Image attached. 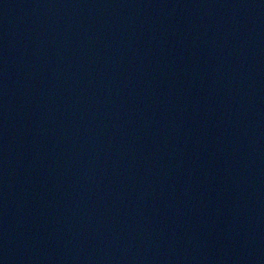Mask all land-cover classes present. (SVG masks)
<instances>
[{
	"label": "water",
	"instance_id": "obj_1",
	"mask_svg": "<svg viewBox=\"0 0 264 264\" xmlns=\"http://www.w3.org/2000/svg\"><path fill=\"white\" fill-rule=\"evenodd\" d=\"M0 264H264V0H0Z\"/></svg>",
	"mask_w": 264,
	"mask_h": 264
}]
</instances>
